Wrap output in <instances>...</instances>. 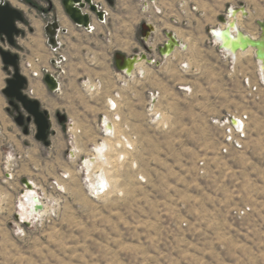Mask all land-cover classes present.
Segmentation results:
<instances>
[{
    "label": "rangeland",
    "instance_id": "374dc122",
    "mask_svg": "<svg viewBox=\"0 0 264 264\" xmlns=\"http://www.w3.org/2000/svg\"><path fill=\"white\" fill-rule=\"evenodd\" d=\"M29 1L38 8L15 5L26 21L10 49L22 54L21 70L32 81L40 78L30 75L41 68L36 57L49 66L42 9L52 18L63 9ZM98 1L109 10L107 23L94 34L75 27L62 35L68 61L61 88L44 86L38 97L53 121L50 146L15 122L2 93L10 74L0 58V264H264L261 64L254 51L232 59L210 32L221 17L229 19L228 9L243 4L248 14L239 12L241 29L260 36L264 0ZM147 21L157 28L148 41L153 55L165 30L176 32L187 48L159 64L142 61L135 73H145L125 78L114 54L145 52L140 26ZM57 113L67 117L64 123ZM104 117L116 125L106 148L109 163L88 168L86 159L104 139ZM236 117L245 121L244 135L230 124ZM70 122L80 130L75 141ZM98 169L111 186L92 196ZM6 170L13 178L3 182ZM24 179L33 186L27 192L45 198L38 199L48 208L42 215L23 218Z\"/></svg>",
    "mask_w": 264,
    "mask_h": 264
},
{
    "label": "water",
    "instance_id": "95a60500",
    "mask_svg": "<svg viewBox=\"0 0 264 264\" xmlns=\"http://www.w3.org/2000/svg\"><path fill=\"white\" fill-rule=\"evenodd\" d=\"M106 1L110 5H114L115 3L114 0ZM62 3L66 15L76 25L88 27L91 21V14L96 15L99 19L103 18V12L98 9L94 0H62ZM230 10L231 9H228V12ZM232 12L235 14L241 12L244 16H247L248 14L243 4L238 9L233 8ZM227 17L228 16L221 17V22L226 23ZM25 21V13L21 9L12 5L11 2L6 1L0 4V58L4 65V70L8 68L12 69V75L6 79V85L2 89V93L7 99H9L8 103L10 105H13L17 109H21L27 114V116H25V114L20 111L19 114L14 118L15 122L23 128V133L25 135H29L31 132V124L35 125V138L38 141L43 142L45 146H50V136L53 131L51 114L47 109L42 108L41 102L37 98H34L28 94L27 88L29 86V79L25 74H23L21 70L19 55L7 49L8 47H14L17 44V38L21 32H23L19 27V24L25 23ZM229 23L227 22V26ZM258 24L261 28L260 35H262L264 33V20L258 21ZM60 29L63 32L66 31V29L61 28V24L57 17L46 24L45 32L46 36L48 37L49 44L56 45V35ZM215 30L216 28L210 31L213 39L215 36ZM226 30L227 28L224 30V32ZM154 32L155 26L152 23H141L140 33L145 52L140 54L135 53L132 56L126 55L122 52H115V67L118 71L130 74L131 72H134L139 61H149L147 53H150L152 48L147 45L146 41L149 40ZM165 36L167 41L158 47V51L161 56H169L175 48H181L183 46V42L177 38L174 32L166 31ZM2 42L7 44L6 48L1 44ZM251 46L254 47V45ZM218 47L221 51H224L223 46L218 45ZM255 54V59L260 60L259 48ZM227 55L229 56V54ZM43 79L50 91L57 89L58 83L52 74L45 73ZM57 117L59 118L60 123L67 119V117L61 113H57ZM23 182L28 188L33 187L28 180L24 179ZM36 207L37 209L42 208L41 204L39 203Z\"/></svg>",
    "mask_w": 264,
    "mask_h": 264
},
{
    "label": "bare ground",
    "instance_id": "6f19581e",
    "mask_svg": "<svg viewBox=\"0 0 264 264\" xmlns=\"http://www.w3.org/2000/svg\"><path fill=\"white\" fill-rule=\"evenodd\" d=\"M10 1H11V3L13 5L21 7L20 6L21 4L19 3L18 0H10ZM147 4L148 3H146V5ZM232 10L233 9H231L228 12L229 19H227V22L228 23L230 22L228 24V26L224 22V24H222L220 29H219V27L216 28V30H215L216 33H214V34H215L217 40L219 41L220 45L223 46V49H225V51L228 52L229 55H231V56H237L239 53L248 52V51L256 52L257 49L259 48L260 60H257V61H260L261 70H262L260 74L262 75V77H264V74H263V72H264V70H263L264 69L263 68L264 67V33L262 35L256 37V36H254V35H252L250 33H246V34H248V35H246L243 32H241L242 30L240 31L241 26L239 25V21H238V24L236 22L238 17L241 14H239V13L235 14L234 12H232ZM31 20H32L33 25L36 28H38L40 26L39 21L37 19H34V17H32ZM226 28H227V30L224 32V30ZM182 45H183V43H182ZM251 45H254V47L251 46ZM181 48H184V45ZM175 49H177V48H175ZM175 49H174V51H175ZM140 62H142V61H139L138 64ZM137 65H136V67H137ZM140 71H141V73H145L144 69H140ZM58 87L60 89L61 88V84H59ZM104 122H105L107 128H109L110 132H112V131L114 132L113 134L115 136V133H116V125H115V123L111 119H108V118H107V121H105V119H104ZM111 124H112V126H111ZM106 140L107 141L101 143L100 145H97V147L95 148V153H96L95 155L99 156L98 158H95L94 157L95 155H94L93 157L90 156L88 159H86L85 162H86L88 168L89 167H93L96 163L97 164H99V163L100 164L109 163V160H106L105 156L107 154L106 148L109 151L111 146H110V143L108 141L109 139H106ZM99 167L100 166H98V168ZM102 171H101V169H98V170H94L93 173H92V178H93V180H92V188H93V192L97 191L96 195H98V196L106 194L109 191V188L111 186V183H110L111 180L108 177L107 172H105V171L102 172ZM8 174H10V173H8ZM29 189H32V188H29ZM27 196L28 197L26 199L29 200L27 205H28V207L30 209L26 208V206H27L26 203H23V205H22V209H23L22 214L25 217H28L31 214H33V215H36V214L37 215H42L43 213H45L47 211L48 208L47 207H43V205L40 202L41 199L34 192L29 191V195H27ZM38 199H40V200H38ZM38 203L41 204L42 208L37 209L36 206H37Z\"/></svg>",
    "mask_w": 264,
    "mask_h": 264
},
{
    "label": "built area",
    "instance_id": "2783aa9c",
    "mask_svg": "<svg viewBox=\"0 0 264 264\" xmlns=\"http://www.w3.org/2000/svg\"><path fill=\"white\" fill-rule=\"evenodd\" d=\"M7 1H9V0H7ZM19 1L24 2L23 0H19ZM150 1L154 2V0H150ZM4 2H6V0H0V4L4 3ZM95 3L97 4L98 9L103 12V18L99 19L96 15L91 14V21H90L88 27H83V26L77 25L78 27L83 28V30H85L87 33H92L96 29V26H95L94 20H93L94 17L97 19L98 24H106L108 21V18H109V10L107 8H105L102 3H98V2H95ZM42 15L46 19L44 26H46V24L48 22L52 21L55 18V17L52 18L51 16H48V13L45 12L44 10L42 11ZM147 22H149V21H147ZM149 23H152V22H149ZM61 28L66 29V31L63 32L61 29L58 31V33L56 35V45L49 44L48 37L46 36V42H47L48 51H49V55H50L49 56V66L43 65L40 58H37V57L34 59V62L41 64V68L39 70H35V69L31 68L33 66L32 62H26V64H25V66H27L28 68H31L30 75L32 77L39 76L40 79L43 80L45 73H50L53 75V77L57 81L58 85L62 83L64 75L67 72V61H68V56L63 51V45H64L63 41L64 40L62 39V35L68 33V29L66 27H63V26H61ZM148 41H146V43L148 46H150L152 48V50L150 53H147L149 61L147 62L146 60H143L144 62H147V64H149V65L159 64L162 60L167 59L170 56V55L169 56H166V55L161 56L159 54V51H158V55H156V54L153 55L152 53H153L154 47L151 44H148ZM121 73H123L126 77L131 76V74H126L125 72H121ZM137 74L141 75L138 71L133 75L135 76ZM134 76H132V77H134ZM57 90H59V87H57V89H55V91H57ZM27 92L29 94V92H31V89H29ZM154 99H155V96L152 97V100H154ZM116 109H117L116 101L113 102V100H110L109 101V110L115 111ZM104 119H105V117L102 119V122H101V135L103 136L104 139L113 138L114 132L113 131L110 132L109 128H107V126L104 122ZM230 124H231L233 130L235 131V133L237 135H239V136L244 135L245 121L243 120V118H241V117L233 118ZM68 126H69L68 127V135L72 141H75L77 139L78 133H80V130H75L74 129V123H72V122H70L68 124ZM111 126H112V124H111ZM52 128H53V125H52ZM104 139L100 140L99 143H103ZM72 152H73V150L70 151L71 154H72ZM12 178H13V174H8V171L6 170L5 174H4L3 182H7L8 180H11ZM24 186L26 189L27 186L26 185H24ZM54 186H55V189L58 191L63 190V186L60 185L57 181L54 182ZM91 193H92V196H95L97 194V191L94 192L95 194H93V192H91ZM39 198L42 201L45 200V198L43 196L39 195Z\"/></svg>",
    "mask_w": 264,
    "mask_h": 264
},
{
    "label": "crops",
    "instance_id": "0c3cea01",
    "mask_svg": "<svg viewBox=\"0 0 264 264\" xmlns=\"http://www.w3.org/2000/svg\"><path fill=\"white\" fill-rule=\"evenodd\" d=\"M96 1H98V0H96ZM95 0H94V2H96ZM141 1H143V3H145V5H146V3H147V1L148 0H141ZM51 2L54 4V6L57 8L58 6L57 5H61L62 6V11H63V14H61L60 13V11L58 12L59 13V17H61V16H65L66 17V22L65 23H61V26H63V27H66L69 31H68V33L71 31V30H73V29H75V27H78V26H76V24H74L71 20H70V18L66 15V13H65V9H64V6H63V3H62V0H51ZM98 2H100V1H98ZM57 10H58V8H57ZM58 17V18H59ZM228 19V18H227ZM94 24L96 25V29L101 25V24H98L97 23V19L94 17ZM59 21H60V19H59ZM237 24H238V19H237ZM154 26H155V31H157V28H156V25L154 24V23H152ZM222 24H224L223 22L221 23V25ZM225 24H227V23H225ZM221 25L219 26V28L221 27ZM33 26V25H32ZM239 27V26H238ZM80 28V27H79ZM84 33L86 32L85 30H83V28H80ZM95 29V30H96ZM242 29H240V31H241ZM166 31H170V30H165V32ZM173 32V31H172ZM241 32H243L244 34H246L243 30L241 31ZM87 33V32H86ZM95 32H92L91 34H94ZM175 33V35L177 36V38H179V36H178V34L176 33V32H174ZM246 35H248V34H246ZM180 39V38H179ZM181 40V39H180ZM167 41V38H165V39H163L162 38V41L160 40V38H158V42H157V45H158V47L160 46V43L162 42V44H164L165 42ZM182 41V40H181ZM183 45H184V48L186 47L187 48V45L185 44V43H183ZM217 45H220V43L218 42L217 43ZM7 49H9V50H11L10 49V47H8ZM176 50V49H175ZM224 51H225V49H224ZM223 51V52H224ZM13 52V51H12ZM175 52V51H174ZM173 52V53H174ZM137 53H142V51H139V52H137ZM173 53H171V55L170 56H172V54ZM225 53V52H224ZM135 54V53H134ZM19 55V54H18ZM127 55V54H126ZM156 55H158V54H156ZM130 56V55H129ZM169 56V57H170ZM168 57V58H169ZM254 57H255V53H254ZM19 58L21 59L22 58V54L21 55H19ZM231 58H232V56H231ZM26 60H27V58H26ZM257 61V60H256ZM23 61H22V59L20 60V64L22 63ZM144 62V61H143ZM144 63H146L147 64V62H144ZM259 65V62H257V66ZM23 68V66H22V64H21V69ZM259 68V67H258ZM136 70H137V67H136ZM260 70V69H259ZM140 73H141V71H139ZM123 76H125L123 73H121ZM133 74H135V71L134 72H132L131 73V76H133ZM2 75H3V73H1V69H0V83L2 82ZM130 76V77H131ZM125 78H127L126 76H125ZM7 79V78H6ZM44 86H45V89L47 88V85L46 84H44V82H43V80L42 79H40V78H33V80L31 81V80H29V88H31V94L32 95H30V96H32V97H34V98H37L38 99V97L43 93V91H44ZM3 89V88H2ZM48 89V88H47ZM34 95V96H33ZM52 125H53V121H52ZM57 132L55 131V134H56ZM31 183V182H30ZM29 188H26V191L23 193V196H25V198H24V202H22V203H20L21 204V208H22V205H23V203H26V205H27V203H28V199H26L28 196L27 195H29V192H27V190H28ZM33 190V189H32ZM32 190H29V191H32ZM35 204V203H34ZM26 208H29L28 207V205L26 206ZM30 209V208H29ZM22 214V213H21ZM23 215V214H22ZM33 217V216H32ZM24 219L25 218H27V217H23Z\"/></svg>",
    "mask_w": 264,
    "mask_h": 264
},
{
    "label": "flooded vegetation",
    "instance_id": "af4514ba",
    "mask_svg": "<svg viewBox=\"0 0 264 264\" xmlns=\"http://www.w3.org/2000/svg\"><path fill=\"white\" fill-rule=\"evenodd\" d=\"M10 2V1H9ZM51 2V1H50ZM12 4V3H11ZM33 5L32 6H34L35 8H38L37 7V5L36 4H34V3H32ZM13 5V4H12ZM15 6V5H14ZM49 7H50V10L51 9H53L55 6H54V4L51 2V4L49 5ZM21 34H23V32H21ZM20 34V35H21ZM19 35V36H20ZM5 48H6V46H7V44L6 43H1ZM17 45V44H16ZM5 71H7L10 75L7 77V78H9V77H11V75H12V69L11 68H8V69H6ZM8 102H9V99H8ZM10 105V104H9ZM10 107H11V109H12V111H13V113L15 114L14 115V118L19 114V112L21 111L23 114H25V116H27V114L24 112V111H22L21 109H17V108H15L13 105H10ZM51 114V113H50ZM56 116H57V114H56ZM58 118V117H57ZM58 121H59V118H58ZM66 120H64L62 123H64ZM51 122H52V119H51ZM31 131H33V133L35 134V132H36V127H35V125H32L31 124Z\"/></svg>",
    "mask_w": 264,
    "mask_h": 264
},
{
    "label": "trees",
    "instance_id": "16d2710c",
    "mask_svg": "<svg viewBox=\"0 0 264 264\" xmlns=\"http://www.w3.org/2000/svg\"><path fill=\"white\" fill-rule=\"evenodd\" d=\"M25 3H28V4H30V5H33L32 4V2L31 1H29V0H23ZM48 3H49V5L51 4V2L49 1V0H46ZM37 7H38V5H37ZM42 10H44V11H47V10H45V9H42Z\"/></svg>",
    "mask_w": 264,
    "mask_h": 264
}]
</instances>
